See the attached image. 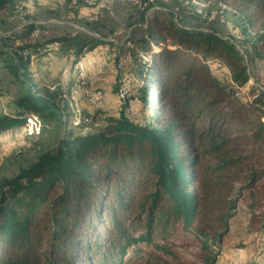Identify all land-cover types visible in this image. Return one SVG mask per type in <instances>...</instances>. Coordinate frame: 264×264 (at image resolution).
<instances>
[{
  "label": "trees",
  "instance_id": "1",
  "mask_svg": "<svg viewBox=\"0 0 264 264\" xmlns=\"http://www.w3.org/2000/svg\"><path fill=\"white\" fill-rule=\"evenodd\" d=\"M14 1L0 0V8ZM148 4L156 7L151 21L121 50L95 22L88 23L97 34L71 35L30 22L19 44L0 46V74L7 87L19 84L0 130L31 115L64 123L54 99L33 89L30 70L31 58L57 42L73 67L101 45L144 59L134 112L125 103L103 126L65 133L1 178L0 264H122L138 243L174 255L167 246L178 229L220 243L238 198L248 191L253 208L264 197V91L242 89L250 79L245 54L264 49V29L229 39L187 24L157 0ZM35 31L40 37H31ZM215 61L230 79L215 75Z\"/></svg>",
  "mask_w": 264,
  "mask_h": 264
},
{
  "label": "rangeland",
  "instance_id": "2",
  "mask_svg": "<svg viewBox=\"0 0 264 264\" xmlns=\"http://www.w3.org/2000/svg\"><path fill=\"white\" fill-rule=\"evenodd\" d=\"M95 2L90 5L88 0H15L12 5L0 8V46L19 44L30 22L41 26L42 30L67 35L83 30L76 25L84 27L88 33L96 32L88 23L95 22L110 39L115 40L117 48L121 50L124 44L130 45L134 34L140 33L139 27L151 21L156 8L155 5L150 6L148 0ZM157 2L163 8H175L178 17L187 24L219 30L229 39H248L264 29V0ZM31 37H40L39 32ZM117 48L113 50L107 45L96 46L91 50L82 48L85 49L84 53L75 67L72 66V59L66 56L69 52L60 47L58 42L53 50L38 60L31 58L33 89L52 97L64 110L66 119L61 124L47 120L41 122L36 115H31L27 124L1 129L0 180L35 159L42 150L56 145L65 133L84 134L93 131L103 126L109 115H118L125 103L132 107L131 113L136 110L134 95L144 84L140 72L144 59L138 55L128 59L123 53L119 55ZM138 49L142 50L140 46ZM248 50L250 57L245 54V62L250 79L242 89H254L255 93L264 91V49L251 46ZM213 69L220 79H230V73L224 65L215 61ZM6 81L9 82L8 77L0 74V116L15 109L14 96L19 86L12 84L9 88L7 86L10 83ZM122 87L127 91L123 98L120 97ZM99 91L102 94L99 97L103 100L101 103L92 97L94 92ZM260 183H264V177ZM250 202L249 192L245 191L237 200L236 209L229 220V229L220 243L206 241L180 228L168 241L167 248L174 255L138 243L126 248L122 264H180L182 261L206 264L201 259L204 255L214 257L212 264H264V197L253 208L249 206ZM97 251L92 254L93 258L98 255Z\"/></svg>",
  "mask_w": 264,
  "mask_h": 264
},
{
  "label": "built area",
  "instance_id": "3",
  "mask_svg": "<svg viewBox=\"0 0 264 264\" xmlns=\"http://www.w3.org/2000/svg\"><path fill=\"white\" fill-rule=\"evenodd\" d=\"M76 27L77 28H79V29H83V31H88V30H86L84 27H82V26H80V25H76ZM89 32V31H88ZM37 33H38V31H35L34 33H33V35H37ZM92 33H96V32H92ZM90 91H88V93H89ZM91 93V92H90ZM89 93V94H90ZM125 93H127V91H126V88L125 87H122V94L120 95V97H124V94ZM91 95V94H90ZM101 93H100V91L99 92H94V94L92 95V97H94V100L96 99V100H98L99 101V103H101V101H103L101 98H99V97H101Z\"/></svg>",
  "mask_w": 264,
  "mask_h": 264
},
{
  "label": "bare ground",
  "instance_id": "4",
  "mask_svg": "<svg viewBox=\"0 0 264 264\" xmlns=\"http://www.w3.org/2000/svg\"><path fill=\"white\" fill-rule=\"evenodd\" d=\"M72 1H76V0H72ZM88 3L90 4V5H93V4H95L96 2H95V0H88Z\"/></svg>",
  "mask_w": 264,
  "mask_h": 264
}]
</instances>
